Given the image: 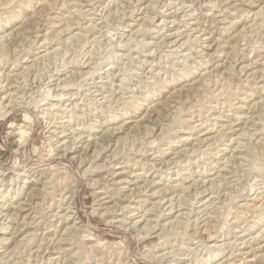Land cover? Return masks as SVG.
I'll return each instance as SVG.
<instances>
[{"label":"rangeland","instance_id":"rangeland-1","mask_svg":"<svg viewBox=\"0 0 264 264\" xmlns=\"http://www.w3.org/2000/svg\"><path fill=\"white\" fill-rule=\"evenodd\" d=\"M0 81V264H264V0H0Z\"/></svg>","mask_w":264,"mask_h":264},{"label":"bare ground","instance_id":"bare-ground-1","mask_svg":"<svg viewBox=\"0 0 264 264\" xmlns=\"http://www.w3.org/2000/svg\"><path fill=\"white\" fill-rule=\"evenodd\" d=\"M67 26H68V25H67ZM88 29H89V27H88ZM71 36H73V35H71ZM44 37H45V36H44ZM29 38H30V37H29ZM53 38H54V37H53ZM44 39H45V38H44ZM46 39H48V38H46ZM44 41H45V40H44ZM66 42H67V41H66ZM11 44H12V43H11ZM5 45H6V44H5ZM8 46H9V45H8ZM8 46H7V47H8ZM7 51H8V50H7ZM4 52H5V51H4ZM64 54H65V53H64ZM12 57H13V56H12ZM14 57H15V56H14ZM9 60H10V59H9ZM2 82H3V81H0V84H2ZM1 87H2V85H0V88H1ZM7 89H9V88H7ZM7 89H6V91H8ZM6 97H7V96H6ZM3 98H4V95H3V96H0V100L3 99ZM0 105H1V104H0ZM3 106H5V105H3ZM3 106H0L2 109L4 108V110H1V109H0V119H1L2 117H6V116L9 114V112H10L9 108L5 109L6 107H3ZM21 141H22V142H25L24 139H22Z\"/></svg>","mask_w":264,"mask_h":264}]
</instances>
